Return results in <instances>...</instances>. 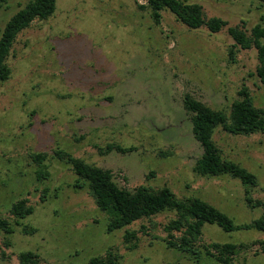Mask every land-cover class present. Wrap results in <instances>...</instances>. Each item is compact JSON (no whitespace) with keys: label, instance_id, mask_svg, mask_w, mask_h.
Segmentation results:
<instances>
[{"label":"rangeland","instance_id":"rangeland-1","mask_svg":"<svg viewBox=\"0 0 264 264\" xmlns=\"http://www.w3.org/2000/svg\"><path fill=\"white\" fill-rule=\"evenodd\" d=\"M26 1L0 0V33ZM186 1L200 3L206 16H220L227 25L215 32L190 28L167 8L156 23L149 8L139 6L146 0H56L50 16L35 18L17 34L6 58L10 75L0 79V216L14 229H0V264H20L17 254L27 249L42 264H85L108 248L120 255L116 264H222L211 257L196 262L167 246L162 227L174 216L171 210L107 231V215L86 185H74L77 175L53 155L56 147L110 168L123 187L167 185L179 197L209 201L236 222L262 212L246 204L239 179L193 171L202 146L182 99L188 92L229 112L244 82L254 105L264 108V83L249 74L256 49L233 47L231 60L227 32L228 25L244 22L250 31L264 22V2ZM213 139L225 157L256 174L251 196L264 200V132L232 134L217 126ZM109 141L136 148L100 153L97 145ZM36 151L49 154L50 173L41 180L30 156ZM19 197H27L33 211L17 224L9 208ZM22 224L35 230L24 232ZM125 228L137 229L133 249L123 241ZM254 239H264V231L203 225L205 242ZM256 248L241 251L234 264H264V252L255 254Z\"/></svg>","mask_w":264,"mask_h":264},{"label":"trees","instance_id":"trees-1","mask_svg":"<svg viewBox=\"0 0 264 264\" xmlns=\"http://www.w3.org/2000/svg\"><path fill=\"white\" fill-rule=\"evenodd\" d=\"M264 2V0H260ZM56 0H27L4 23L0 33V79L9 77L11 69L6 62L17 34L35 19H45L55 9ZM141 8L147 7L154 22L161 19V10H171L176 18L190 28L206 26L210 31H219L227 25V21L220 16H206L203 6L197 2L186 0H146L139 4ZM227 32L233 39L229 48V58L234 60L235 49L254 47L256 49L257 64L254 72L258 79L264 83V22H257L248 31L242 24L227 26ZM237 97L230 104V110L225 112L222 108H214L204 101L186 92L183 95V106L189 114L191 131L194 138L202 146V153L194 162L193 171L204 176H219L227 174L239 179L244 186V200L250 207L260 206L262 212L248 221L236 222L233 217L216 205L197 196L188 195L179 197L167 185L152 187L139 184L133 188L120 186L113 178L110 168L102 167L86 161L80 156L56 147L53 155L68 163L77 175L75 186L86 185L95 204L107 215L106 230L113 231L122 228L140 218H151L165 210L174 212V216L163 223V238L168 247L174 248L187 255L196 262L205 257H211L222 264H234L236 256L254 245L259 248L254 253L264 252V239L251 241H210L202 240L204 223L217 224L224 231L259 230L264 231V200L251 196V187L258 184L255 173L241 163L225 157L213 139L215 128L232 134H250L264 132V108L254 105L250 89L244 82L237 89ZM100 153L105 154L112 150L128 152L134 150V145L123 146L118 142L109 141L103 146L97 145ZM31 160L35 163V177L38 180L49 176V154L46 151L31 152ZM150 171L149 175H153ZM82 181V182H80ZM33 211V205L27 197H19L12 201L9 212L13 215L15 223ZM145 224L140 229L145 231ZM0 229L6 233L13 232V226L8 218L0 216ZM24 232H33L34 227L22 224ZM137 229L125 228L123 241L128 249L137 246ZM9 244L8 241H5ZM4 254V251H2ZM119 254L108 248L104 254L93 255L85 264H116ZM20 264H42L40 256L33 250L27 249L18 252ZM11 264V263H8Z\"/></svg>","mask_w":264,"mask_h":264}]
</instances>
